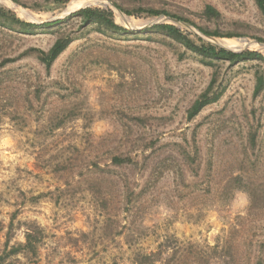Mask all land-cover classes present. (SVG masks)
I'll return each instance as SVG.
<instances>
[{"label":"rangeland","instance_id":"rangeland-1","mask_svg":"<svg viewBox=\"0 0 264 264\" xmlns=\"http://www.w3.org/2000/svg\"><path fill=\"white\" fill-rule=\"evenodd\" d=\"M2 1L35 24L109 9L136 32L102 33L77 18L35 34L0 26L3 264H135L136 253L159 251L155 264L175 252L182 264H264V90L254 96L264 63L210 67L165 36L139 34L173 24L214 46L247 43L228 49L264 55L255 0ZM117 5L195 25L129 16ZM207 5L221 18L205 19ZM62 37L73 42L47 71L31 49L48 51ZM216 72L224 95L190 120ZM115 156L132 164L116 166ZM28 230L42 232L39 257L31 249L6 256L26 244Z\"/></svg>","mask_w":264,"mask_h":264},{"label":"trees","instance_id":"trees-1","mask_svg":"<svg viewBox=\"0 0 264 264\" xmlns=\"http://www.w3.org/2000/svg\"><path fill=\"white\" fill-rule=\"evenodd\" d=\"M255 4L260 10L261 14L264 17V0H255ZM120 10H122L126 15H140L147 14L149 16H158L160 14H166L171 16L174 19L182 20L185 22H190L195 25L192 21H190L187 17L176 15L173 13H169L167 11H161L154 8H138L136 10H129L121 5H117ZM203 16L207 20L220 19L221 13L212 5H207ZM77 18L81 20V22L85 26L95 27L98 31L102 33L109 32L115 35H132L136 34V32H131L124 27L120 26L115 22L114 14L109 9L103 8H92L86 7L82 8L72 15L68 16L63 20H56L52 22H46L42 24H35L23 21L19 19L16 14L11 11H8L0 6V26L8 29L10 31L18 32L21 34H35L40 30H50L56 28L64 23H67L70 19ZM199 30L203 32V34L214 37H234L236 35L226 34L223 35L218 31H210L206 27L198 26ZM139 34H159L171 39L174 42L182 45L188 51L196 54L202 60V62L206 66L214 67L218 62H226L231 65H237L243 62L250 61H258L264 63V55L257 51H242V52H234L230 50H226L224 48H220L214 46L210 43L205 42L200 38H192L190 34L186 33L182 29L178 28L173 24H157L151 28L144 29L139 32ZM258 40L263 41V39L259 37H255ZM73 39L70 37H62L56 40L53 46L48 50L44 51L41 49H31V52L37 55L39 62L44 65L47 71H49L55 61L66 51V49L71 45ZM227 48L238 50L243 47L237 46H225ZM264 90V76L262 73H256V84L254 89V96H258ZM225 87L222 85H218V73L214 74L212 81L210 82L207 89L195 100L192 104L191 108L188 111V118L190 120L197 117L206 107L217 103L222 96L224 95ZM112 164L116 166L129 165L132 164V160L129 157L123 158L115 156L112 158ZM26 244L20 245L17 249H14L11 253L6 254V256L16 255L21 253L22 251L31 249L32 253L39 257V249L42 243L43 237L42 232L35 230L29 231L26 233ZM160 246H163L162 244ZM165 251H159L157 253L152 254H141L136 253L134 257L135 264H155L156 261H160L162 255ZM178 252L172 254L171 258L167 259L165 264H182L181 258L178 256ZM5 257H0V264L5 262Z\"/></svg>","mask_w":264,"mask_h":264},{"label":"bare ground","instance_id":"bare-ground-1","mask_svg":"<svg viewBox=\"0 0 264 264\" xmlns=\"http://www.w3.org/2000/svg\"><path fill=\"white\" fill-rule=\"evenodd\" d=\"M89 3H90V5L91 4H93V3H98V2H100L101 3V1L102 0H87ZM0 2H4V1H2V0H0ZM5 3H9V1L8 2H5ZM10 5V4H9ZM79 7H82L78 2L77 3H75V4H73V6L70 8V9H68V11H71V10H73V9H75V8H79ZM23 12V11H22ZM25 14H26V12H24ZM123 19H125V23L126 24H130V20L128 19V18H123ZM223 46H237V47H242V46H247V43H243V44H240V45H238V44H226V45H223Z\"/></svg>","mask_w":264,"mask_h":264},{"label":"water","instance_id":"water-1","mask_svg":"<svg viewBox=\"0 0 264 264\" xmlns=\"http://www.w3.org/2000/svg\"><path fill=\"white\" fill-rule=\"evenodd\" d=\"M171 21H173L174 23H181L180 22V20H178V19H174V18H169ZM224 49H226V50H230V49H228V48H225L224 47ZM230 51H232V50H230Z\"/></svg>","mask_w":264,"mask_h":264}]
</instances>
